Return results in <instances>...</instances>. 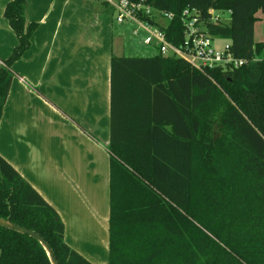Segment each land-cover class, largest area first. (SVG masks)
I'll return each mask as SVG.
<instances>
[{"label": "trees", "instance_id": "1", "mask_svg": "<svg viewBox=\"0 0 264 264\" xmlns=\"http://www.w3.org/2000/svg\"><path fill=\"white\" fill-rule=\"evenodd\" d=\"M129 1L173 14L164 32L175 46L183 10L206 20L211 9L229 11V23H208V32L248 63L204 74L158 52L111 59L106 264H264V43L253 41L264 0ZM24 5L12 0L4 10L18 45L0 66V120L11 67L36 28L25 26ZM0 219L39 234L58 264H93L1 156ZM0 264L50 261L35 239L0 227Z\"/></svg>", "mask_w": 264, "mask_h": 264}, {"label": "crops", "instance_id": "2", "mask_svg": "<svg viewBox=\"0 0 264 264\" xmlns=\"http://www.w3.org/2000/svg\"><path fill=\"white\" fill-rule=\"evenodd\" d=\"M0 0V66L18 45ZM105 0H25L36 28L0 120V156L57 212L66 243L93 264L109 252L110 72L125 26ZM253 41L264 43V14Z\"/></svg>", "mask_w": 264, "mask_h": 264}, {"label": "built area", "instance_id": "3", "mask_svg": "<svg viewBox=\"0 0 264 264\" xmlns=\"http://www.w3.org/2000/svg\"><path fill=\"white\" fill-rule=\"evenodd\" d=\"M105 2L113 9L117 24L135 26L132 29L133 36H137L140 31L143 33V45L156 49L162 56L181 59L196 71L205 74L212 69H236L248 63L247 60L233 56L229 41L223 40V43L217 47L218 38L208 32V23H229L230 19L223 18L224 12L211 9L206 20L193 8L183 10L181 13L183 41L179 46H175L166 39L164 32L165 23L174 18L173 14L155 11L149 6L129 0H105ZM225 13L228 16L230 14L229 11Z\"/></svg>", "mask_w": 264, "mask_h": 264}, {"label": "rangeland", "instance_id": "4", "mask_svg": "<svg viewBox=\"0 0 264 264\" xmlns=\"http://www.w3.org/2000/svg\"><path fill=\"white\" fill-rule=\"evenodd\" d=\"M223 18L225 20H229V16L227 13H223ZM114 21H115V17H114ZM258 20L255 22L257 23ZM135 26L128 24L125 26L126 31L125 34L122 35V37L120 38V42L118 46H123L125 51H124V56L125 57H149V56H153L157 51L154 48L151 47H147L145 45L142 44V38H143V33L140 31V33L137 36H133L132 34V29ZM223 40L222 39H217L216 41V45L217 47H219L221 45V43ZM196 165L198 166L199 164V160H197ZM198 169H201L198 166ZM200 174V173H199ZM198 175V173H197Z\"/></svg>", "mask_w": 264, "mask_h": 264}, {"label": "water", "instance_id": "5", "mask_svg": "<svg viewBox=\"0 0 264 264\" xmlns=\"http://www.w3.org/2000/svg\"><path fill=\"white\" fill-rule=\"evenodd\" d=\"M0 227H3L5 229L13 230L19 234L27 235L33 239H35L44 249L45 253L47 254V257L50 261V264H58L56 258L54 257V254L52 250L50 249L47 242L37 233L28 230L26 228L14 225L8 221L0 219Z\"/></svg>", "mask_w": 264, "mask_h": 264}]
</instances>
